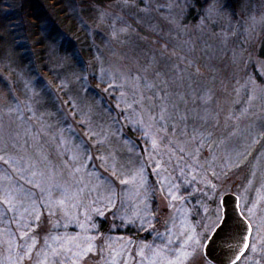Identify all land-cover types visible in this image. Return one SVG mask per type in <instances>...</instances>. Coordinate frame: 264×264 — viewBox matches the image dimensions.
I'll return each instance as SVG.
<instances>
[{
  "label": "rangeland",
  "instance_id": "rangeland-1",
  "mask_svg": "<svg viewBox=\"0 0 264 264\" xmlns=\"http://www.w3.org/2000/svg\"><path fill=\"white\" fill-rule=\"evenodd\" d=\"M226 193L264 264V0H0V264H208Z\"/></svg>",
  "mask_w": 264,
  "mask_h": 264
},
{
  "label": "water",
  "instance_id": "water-1",
  "mask_svg": "<svg viewBox=\"0 0 264 264\" xmlns=\"http://www.w3.org/2000/svg\"><path fill=\"white\" fill-rule=\"evenodd\" d=\"M236 203L235 195L221 198V220L204 246L205 257L212 264H234L247 245L249 225Z\"/></svg>",
  "mask_w": 264,
  "mask_h": 264
},
{
  "label": "trees",
  "instance_id": "trees-1",
  "mask_svg": "<svg viewBox=\"0 0 264 264\" xmlns=\"http://www.w3.org/2000/svg\"><path fill=\"white\" fill-rule=\"evenodd\" d=\"M89 2L90 1H94V2H97V3H99V0H88ZM103 226H105V224H103Z\"/></svg>",
  "mask_w": 264,
  "mask_h": 264
},
{
  "label": "bare ground",
  "instance_id": "bare-ground-1",
  "mask_svg": "<svg viewBox=\"0 0 264 264\" xmlns=\"http://www.w3.org/2000/svg\"><path fill=\"white\" fill-rule=\"evenodd\" d=\"M69 83H72V80H70V82Z\"/></svg>",
  "mask_w": 264,
  "mask_h": 264
},
{
  "label": "snow or ice",
  "instance_id": "snow-or-ice-1",
  "mask_svg": "<svg viewBox=\"0 0 264 264\" xmlns=\"http://www.w3.org/2000/svg\"><path fill=\"white\" fill-rule=\"evenodd\" d=\"M247 247V246H246Z\"/></svg>",
  "mask_w": 264,
  "mask_h": 264
}]
</instances>
